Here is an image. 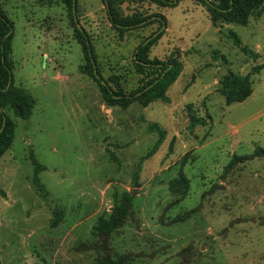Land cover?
Listing matches in <instances>:
<instances>
[{
    "label": "rangeland",
    "instance_id": "374dc122",
    "mask_svg": "<svg viewBox=\"0 0 264 264\" xmlns=\"http://www.w3.org/2000/svg\"><path fill=\"white\" fill-rule=\"evenodd\" d=\"M0 7L13 25V82L34 98L28 119L5 108L14 137L0 158V264H93L102 253L95 226L130 190L131 213L109 241L128 264H264V156L224 170L234 155L264 148V3L244 25L214 26L195 0H120L124 15L163 14L165 31L149 57L164 61L179 48L183 63L169 102L126 107L107 106L81 71L86 61L63 2L0 0ZM72 14L103 77L134 90L142 78L134 49L157 24L119 36L101 0H76ZM229 71L251 79L242 102L226 104L222 95ZM189 111L204 123L190 126ZM153 123L166 136L146 157L158 138ZM33 159L43 166L37 173ZM180 173L189 181L184 195L172 187Z\"/></svg>",
    "mask_w": 264,
    "mask_h": 264
},
{
    "label": "trees",
    "instance_id": "16d2710c",
    "mask_svg": "<svg viewBox=\"0 0 264 264\" xmlns=\"http://www.w3.org/2000/svg\"><path fill=\"white\" fill-rule=\"evenodd\" d=\"M63 2L71 14V23L74 26V36L81 45L85 64L81 65L82 72L90 75L98 84L104 103L107 106L120 105L126 107L129 103L137 100L142 106H147L154 100L160 99L169 102L167 96L168 88L176 81L180 75L183 63L181 60V50L177 48L170 53L166 60L151 59L149 52L151 47L157 43L165 31V17L163 14L155 12L151 14L124 15L120 8V0H101L106 11L108 21L117 31L119 36H123L126 31L142 28L151 24H157L148 36L144 37L136 46L133 52V62L137 73L142 75L140 84L132 91L125 92L119 85V81L111 79L108 81L101 73L98 66L97 55L91 44L90 36L80 25L72 11H76V0H59ZM150 1L157 6H175L179 0H134ZM202 4L210 15L214 26L219 21L246 24L251 13L264 3V0H195ZM75 19V20H74ZM13 34L12 22L8 19L5 12L0 7V158L9 149L14 137V122L5 113V108L10 107L14 113L22 118L28 119L31 116L34 98L23 87L17 86L13 82L11 55V41ZM240 44L239 40H235ZM244 51H247L243 47ZM256 56L255 53H253ZM262 65L254 67V72H258ZM114 85V87L112 86ZM222 95L226 104L242 102L252 93V82L249 76H241L229 71L221 80ZM190 126L204 123L202 118L194 116L188 112ZM149 129L158 133V138L152 148L146 154V157L153 155L163 142L166 132L157 124L149 125ZM253 156H264V148L257 147L254 153L249 156L234 155L225 167V171L232 169L237 163L245 161ZM36 173L43 166L33 159ZM33 181L39 190L43 187L35 175ZM134 188L139 185L138 174L134 173L132 178ZM183 186L181 195H184L189 189V181L180 173L176 181L172 182V187ZM135 191H124L118 203L113 205L107 217L100 219L95 226L96 232L100 237L97 248L102 252L96 257L93 264H128L122 257H116L110 249V236L119 227H121L132 210V199ZM55 224V221H54Z\"/></svg>",
    "mask_w": 264,
    "mask_h": 264
}]
</instances>
